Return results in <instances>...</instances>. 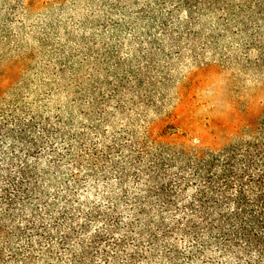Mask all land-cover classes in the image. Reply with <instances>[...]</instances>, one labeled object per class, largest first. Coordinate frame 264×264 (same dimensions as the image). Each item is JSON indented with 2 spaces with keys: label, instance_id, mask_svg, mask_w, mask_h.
Wrapping results in <instances>:
<instances>
[{
  "label": "trees",
  "instance_id": "trees-1",
  "mask_svg": "<svg viewBox=\"0 0 264 264\" xmlns=\"http://www.w3.org/2000/svg\"><path fill=\"white\" fill-rule=\"evenodd\" d=\"M64 1L0 0V40L32 28L18 13L48 7V44ZM90 12L98 32L52 44L41 91L17 75L33 49L16 45L0 76V264H264V99L231 87L264 90V0H96ZM208 66L234 120L211 142L157 132L182 71Z\"/></svg>",
  "mask_w": 264,
  "mask_h": 264
},
{
  "label": "rangeland",
  "instance_id": "rangeland-1",
  "mask_svg": "<svg viewBox=\"0 0 264 264\" xmlns=\"http://www.w3.org/2000/svg\"><path fill=\"white\" fill-rule=\"evenodd\" d=\"M40 1L44 3V1L58 0ZM95 2L96 0H65L61 4L54 5L50 12L52 11L53 17L51 19L56 24L53 29L49 30V37H51L49 38V43L43 46L39 45L38 41L40 36L39 29L49 21L45 17L49 12V8L40 9V12L33 11L29 15L18 13V20L23 21L25 24H31L32 28L26 26L20 34L9 36V41L6 37L0 40V46H2L0 50V76L4 69H7V62L10 57H13L16 45H22L26 49H33L35 60L30 63L28 69L20 70L17 75L20 78L27 79L25 82L30 83L32 90L41 91L43 79L48 83L52 80L51 76L47 77L46 69L48 62L50 68L54 65L53 58L46 60V55L52 44L54 42L65 44L73 50L75 47L73 43L74 37L98 32L90 23V19H87L88 14L91 13L90 7H93ZM113 11L115 13L110 14L111 17L122 21L123 19L119 12L117 10ZM84 22L86 23L82 25L81 23ZM17 25L18 22L14 19L11 23V31H15ZM54 66H57V64ZM222 74L210 66L184 69L182 75H179L180 78L175 86V93L174 91L172 92V98L168 102V114L164 121L157 125L155 130L171 137L211 142L213 140L212 135L217 132L216 122L227 123L230 117L234 120L230 114L232 102L225 89ZM11 77H14V75H11ZM247 79H234L232 81L231 87L235 95L242 101L248 100L252 94L256 95V98L263 100L264 90H260L262 85L257 88L261 91L260 94H257L256 86H259V84L256 85ZM14 86L10 87L9 91H12Z\"/></svg>",
  "mask_w": 264,
  "mask_h": 264
}]
</instances>
